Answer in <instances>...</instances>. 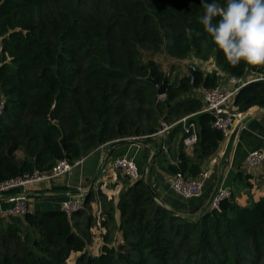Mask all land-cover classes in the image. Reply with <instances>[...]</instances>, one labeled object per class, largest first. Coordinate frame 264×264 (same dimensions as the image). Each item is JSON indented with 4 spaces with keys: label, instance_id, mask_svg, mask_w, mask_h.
<instances>
[{
    "label": "trees",
    "instance_id": "16d2710c",
    "mask_svg": "<svg viewBox=\"0 0 264 264\" xmlns=\"http://www.w3.org/2000/svg\"><path fill=\"white\" fill-rule=\"evenodd\" d=\"M204 12L201 0H0V183L49 172L62 160L74 164L119 140L151 142L168 104L169 123L193 115L195 152H215L224 137L213 127L214 116L201 112L200 99L185 95L216 87L218 70H189L170 84L164 100L147 80L162 84L163 66L151 55L163 52L176 60L213 58L231 77L264 72L243 62L231 66L204 31ZM234 105L240 112L264 108V81L240 89ZM174 129L183 136L178 167L169 165V172L196 178L201 169L184 152L183 126ZM166 144L170 152L169 138ZM158 199L145 180H128L116 206L92 189L70 218L56 209L3 219L0 264H69L72 253L80 254L75 264H264V197L248 206L232 197L220 212L208 209L196 217L180 216ZM95 226L104 235L99 256L87 250Z\"/></svg>",
    "mask_w": 264,
    "mask_h": 264
},
{
    "label": "crops",
    "instance_id": "0c3cea01",
    "mask_svg": "<svg viewBox=\"0 0 264 264\" xmlns=\"http://www.w3.org/2000/svg\"><path fill=\"white\" fill-rule=\"evenodd\" d=\"M196 67L206 73H212L216 70L212 62L208 65V68L197 65ZM220 72L222 74L218 78V86L231 89L232 86L228 80L229 75ZM255 74V72H249L246 78L252 79ZM204 89H193L185 95V98L195 97L202 101ZM238 113L243 115L248 113L250 118L235 130L229 140L222 141L218 149L208 157H205L199 151L195 152L196 149L189 151L184 148V152L190 156L192 162L200 166L201 172H208L209 174L199 197L185 200L175 194L169 187V180L173 176L169 172V165L178 167V153L181 150L180 145L183 136L182 132L172 134L176 125L169 131L170 152L164 151L167 156L165 154L159 155V148H162L163 142L161 138L155 136L151 137V142L126 140L108 150L105 145V147H101L85 158L71 175L30 185L27 191L31 210L49 211L60 209L61 203L70 196L84 195L85 197L92 189L96 192L101 191L110 200H114L116 206L120 193L128 181L122 172L113 168L114 161L122 157L134 159L142 173L143 180L157 194L160 204L180 216L196 217L208 210L212 198L220 187L231 188L233 191L232 200L241 206H248L251 201H258L264 197V165L251 171L245 170L243 165L245 158L251 151L264 150V108L254 106L245 112L238 111ZM61 187H67L68 189H57ZM43 190L44 192H41ZM39 196L44 198L42 199ZM9 206L6 197L0 198V208ZM92 210L95 217L100 215L101 207L98 202L92 204ZM115 219L119 224L120 213L118 210ZM92 234L93 242L87 247L88 251H94L92 250L94 247H102L104 244L103 231L98 226L92 229ZM116 239L117 243L122 242V237L118 232ZM92 253L93 256L100 255L99 249H97V254Z\"/></svg>",
    "mask_w": 264,
    "mask_h": 264
},
{
    "label": "built area",
    "instance_id": "2783aa9c",
    "mask_svg": "<svg viewBox=\"0 0 264 264\" xmlns=\"http://www.w3.org/2000/svg\"><path fill=\"white\" fill-rule=\"evenodd\" d=\"M2 53L3 39L0 36V59ZM214 68L218 70L219 75L222 74L216 65H214ZM190 70L195 71L197 70V67L191 66ZM261 75H264V72L256 73L255 77L252 79L229 76L228 80L229 84L232 86L231 89L222 88L217 85L214 88L203 90L202 101L204 105L201 112L209 113L214 116L215 120L213 127L223 134L224 141L229 140L232 137L237 122L241 121L240 119L244 116L243 114L238 113L237 108L234 105L237 93L240 89L252 82L264 81L259 79ZM190 78L191 83H194V76L190 75ZM3 109L4 101L0 98V115L3 112ZM190 117L192 116L183 117L174 123H169L168 121L163 120L157 133L151 137L155 136L161 138L163 142L162 149L163 151L168 152L166 142L169 136V131L174 126L181 124L186 135L183 141L184 147L186 150L193 151L199 141V134L197 125L193 122H189ZM141 139L144 138H130L125 140L139 141ZM83 161L84 159L71 164L67 160H62L49 172H40L37 170L31 174H25L24 176L0 183V198L6 197V201L10 204L7 208H0V221L10 217H24L29 212H33L31 210L27 188L33 184L71 175L75 168L81 165ZM243 165L247 171L262 167L264 165V150L260 149L251 151L245 158ZM113 168L116 171L122 172L123 176L131 182L143 179L142 173L134 159L128 157L118 158L114 161ZM208 176V172H201L196 178H186L179 171L170 178L169 187L175 194L185 200L196 198L202 194ZM12 191H15V193H11ZM232 197L233 191L231 188L220 187L211 200L209 210L220 212L222 203L230 200ZM84 201V195L70 196L61 203L60 210L65 212L70 218L74 213L83 208Z\"/></svg>",
    "mask_w": 264,
    "mask_h": 264
},
{
    "label": "clouds",
    "instance_id": "9594fccd",
    "mask_svg": "<svg viewBox=\"0 0 264 264\" xmlns=\"http://www.w3.org/2000/svg\"><path fill=\"white\" fill-rule=\"evenodd\" d=\"M201 3L205 12L199 21L227 62L233 67L242 62L264 67V0H225L223 6L216 0Z\"/></svg>",
    "mask_w": 264,
    "mask_h": 264
},
{
    "label": "rangeland",
    "instance_id": "374dc122",
    "mask_svg": "<svg viewBox=\"0 0 264 264\" xmlns=\"http://www.w3.org/2000/svg\"><path fill=\"white\" fill-rule=\"evenodd\" d=\"M148 57H149V55H146V58H148ZM151 57L163 66L164 72H165L166 76H168L169 84L180 81L181 79L184 78V76H187L188 71L190 70L191 66L197 65L199 67L202 66L203 68H208V65L211 62L213 63V66L215 65L213 58L211 60L209 59L208 62H204V61L198 60L194 55H191L188 59H185V60H176V59L170 57L168 55V53H166V52L158 53L157 55H151ZM159 98H160V100L165 99V97H159ZM237 111H239V110L237 109ZM141 140H144V139H141ZM22 156H23V152H21V151L18 152L16 155L17 159H21ZM41 192H44V190ZM41 196H39V197H41ZM41 198L43 199L44 197H41ZM36 200H37V198H36ZM6 225H7V222H4V221L0 222V236H1V233L3 231L2 229L5 228ZM92 242H93V240H92ZM114 246H117V243ZM12 247L14 248L13 245H12ZM101 248H102L101 246L100 247L96 246L92 249L94 251H88V252L90 254H93L92 252L97 254V249H99V251L101 252ZM78 256H79V254L72 253L69 260H68V263L69 264H75Z\"/></svg>",
    "mask_w": 264,
    "mask_h": 264
},
{
    "label": "water",
    "instance_id": "95a60500",
    "mask_svg": "<svg viewBox=\"0 0 264 264\" xmlns=\"http://www.w3.org/2000/svg\"><path fill=\"white\" fill-rule=\"evenodd\" d=\"M147 80L150 81V82L155 86V88H156V90H157V92H158L159 97H165V96H166L167 91H168V88H169V86H170V84H169V79H168V76H166V74H165V78H164L162 84H158V83H157L154 79H152L151 77L147 78ZM167 108H168V112H167L166 116L164 117V120H165V121H168V120H169V118H170V116H171V113H172V111H173V108H172V106H171L170 104L167 105ZM249 118H250V114H248V113L244 114V116H243V118L241 119V121L237 124L235 130H237L238 128H240V127H241V124H242L243 122H245V121H246L247 119H249ZM50 120L53 121V122L55 121L53 111H52L51 114H50ZM120 142H121V141L119 140V141H117V142H114L113 144H109L108 146H106V149L108 150V149H110L111 147H113L114 145H116V144H118V143H120ZM57 189L66 190V189H68V188H67V187H61V188H57Z\"/></svg>",
    "mask_w": 264,
    "mask_h": 264
}]
</instances>
